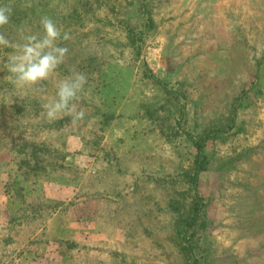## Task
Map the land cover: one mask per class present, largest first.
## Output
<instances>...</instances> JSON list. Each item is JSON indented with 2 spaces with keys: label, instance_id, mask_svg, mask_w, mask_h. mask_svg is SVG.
Segmentation results:
<instances>
[{
  "label": "rangeland",
  "instance_id": "obj_1",
  "mask_svg": "<svg viewBox=\"0 0 264 264\" xmlns=\"http://www.w3.org/2000/svg\"><path fill=\"white\" fill-rule=\"evenodd\" d=\"M2 5L10 40L43 16L71 38L26 91L0 48V264H264V0ZM72 71L84 120L49 123Z\"/></svg>",
  "mask_w": 264,
  "mask_h": 264
},
{
  "label": "clouds",
  "instance_id": "obj_2",
  "mask_svg": "<svg viewBox=\"0 0 264 264\" xmlns=\"http://www.w3.org/2000/svg\"><path fill=\"white\" fill-rule=\"evenodd\" d=\"M11 15L10 5L0 6V28L9 23ZM40 25L41 33H26L23 28L18 29L16 41L0 32V48L12 49L5 63L6 79L21 91L50 80L65 62L69 51L67 47L60 46L61 40L71 38L68 32L59 28L48 16L41 17ZM86 84L87 76L78 71H72L71 75L59 80L55 96L43 105L46 120L52 123L69 117L72 126L83 122L85 112L78 109L77 102L81 100Z\"/></svg>",
  "mask_w": 264,
  "mask_h": 264
},
{
  "label": "trees",
  "instance_id": "obj_3",
  "mask_svg": "<svg viewBox=\"0 0 264 264\" xmlns=\"http://www.w3.org/2000/svg\"><path fill=\"white\" fill-rule=\"evenodd\" d=\"M196 147L198 150V154L196 160L194 161L193 168L184 173L188 178L190 188L194 189L195 191H197L198 189L201 172L206 168V156L203 155V144L199 143V141H196ZM196 218L197 217L195 216L187 225L188 228H191V226L194 225Z\"/></svg>",
  "mask_w": 264,
  "mask_h": 264
}]
</instances>
